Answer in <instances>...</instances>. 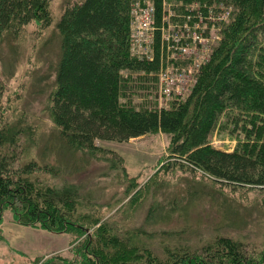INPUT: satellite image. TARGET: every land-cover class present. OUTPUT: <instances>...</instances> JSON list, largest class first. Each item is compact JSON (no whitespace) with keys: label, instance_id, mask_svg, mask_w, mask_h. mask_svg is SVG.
I'll return each instance as SVG.
<instances>
[{"label":"trees","instance_id":"obj_1","mask_svg":"<svg viewBox=\"0 0 264 264\" xmlns=\"http://www.w3.org/2000/svg\"><path fill=\"white\" fill-rule=\"evenodd\" d=\"M225 1L232 13L191 92L171 99L165 108H136L129 97L121 99L126 90L136 92L142 82L136 83L140 79L125 76L122 70L157 68L129 51L131 0L67 4L56 23L59 57L49 94L60 143L86 155V161H102L101 174L106 175L121 167L122 158L97 140L122 141L160 130L170 136L168 151L181 166L199 169L232 189L264 190V0ZM49 2L0 0V46L15 41L31 22L47 26L52 20ZM220 115L229 137L237 139L232 150L210 143L209 134ZM29 131L20 121L0 125V221L3 211L10 209L19 224L69 232L77 238L99 220V210H86L93 203L83 204L81 186L74 181L51 185L30 177L36 171L56 175L57 164L36 160L18 164L19 154L31 146L33 132ZM215 208L219 219L212 228L216 232L196 244L183 236L190 229L189 203L172 200L164 208L149 206L146 223L127 229L126 234L102 222L94 235L76 247L78 264H264V247L248 249L245 242L220 233L240 226L241 220L231 218L222 201ZM174 213L183 222L178 228L165 220ZM156 236L168 238L161 254L149 245Z\"/></svg>","mask_w":264,"mask_h":264},{"label":"rangeland","instance_id":"obj_2","mask_svg":"<svg viewBox=\"0 0 264 264\" xmlns=\"http://www.w3.org/2000/svg\"><path fill=\"white\" fill-rule=\"evenodd\" d=\"M76 1L50 0L52 20L47 26L31 22L20 30L15 41L0 46V125L20 121V125L29 128L33 132L31 146L19 154L18 164L27 160L57 164L60 171L56 175L36 171L30 177L51 185H59L64 179L79 184L83 204L88 202L86 200L93 203L91 209L89 206L86 210L92 212V208H97L99 220L76 238L69 232L56 233L39 226L19 224L12 218L10 209H5L0 221V264H78L80 255L76 247L85 237L94 235L95 228L102 222L114 232L126 234L127 229L146 223L149 206L164 208L172 200L189 203L187 225L190 229L183 236L192 244L216 232L212 228L219 219L215 207L222 201L228 215L241 222H238L240 226L222 229L220 233L245 242L248 249L261 250L264 247V190L249 186L232 189L214 182L199 169L181 166L179 159L170 156L167 133L157 130L128 140H97L101 147L114 150L122 158L121 167L106 175L101 174L102 161H86V155L60 143L49 102L59 57L56 23L63 8ZM137 1L142 3L141 7H145V3L154 6L157 13L152 15V22L144 33L132 26L130 17L129 51L134 54L131 43L137 45L139 38L148 42L146 52L155 57L151 62L157 68L122 70L125 76L140 79L136 83L142 82L136 86V92H130L134 95L126 90L121 99L129 97L136 108H165L171 99L188 96L196 80L187 86L183 96L165 99L159 92L160 74L172 70V64L202 62L203 51L209 57L221 37L222 27L230 18L232 6L225 0H134L129 4L130 13L140 11ZM180 46H185L186 52L181 53ZM223 117L217 118L209 134L210 143L232 150L237 139L229 137L228 128L221 124ZM24 139L22 137L19 143ZM196 190L191 196L190 192ZM175 214L165 220L179 227L183 222L178 221ZM158 236L150 240L149 245L155 253L161 254L168 238L161 240Z\"/></svg>","mask_w":264,"mask_h":264},{"label":"built area","instance_id":"obj_3","mask_svg":"<svg viewBox=\"0 0 264 264\" xmlns=\"http://www.w3.org/2000/svg\"><path fill=\"white\" fill-rule=\"evenodd\" d=\"M131 2H134L131 1ZM139 8L140 11H137L136 13H130L129 15L132 19V26L138 30H142L143 33L146 31L147 27L151 24L152 22V15L154 13H157L155 10L154 6L150 5L149 3H145V7H141V2L137 1L135 2ZM150 20V21H149ZM131 29V28H130ZM132 41V39H131ZM181 40L178 39V42ZM147 43H144V40L142 39H137L136 44L131 43L133 48V53L143 59H147V61H153L155 57L153 55H149L146 52V46ZM181 44H184V42L181 41ZM175 48H178V44ZM174 48V49H175ZM181 53L186 52V47L185 46H180ZM209 57H207L204 54V51L200 57V61L194 60L192 64H180V66H176V64H172V70L166 71L164 73H161L159 78H160V95L165 98L169 99L173 96L180 97L183 96L184 93L186 92L187 86L192 82L196 80V72L199 73L200 67L203 64V62L207 61ZM158 60V58H157ZM159 63V61H158ZM202 63V64H201ZM189 90V89H188Z\"/></svg>","mask_w":264,"mask_h":264}]
</instances>
